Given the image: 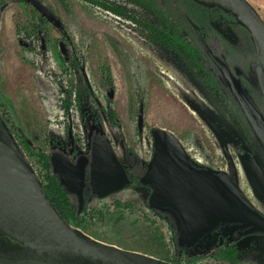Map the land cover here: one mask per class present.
Returning a JSON list of instances; mask_svg holds the SVG:
<instances>
[{
  "label": "rangeland",
  "instance_id": "rangeland-1",
  "mask_svg": "<svg viewBox=\"0 0 264 264\" xmlns=\"http://www.w3.org/2000/svg\"><path fill=\"white\" fill-rule=\"evenodd\" d=\"M40 1L58 14L63 29L29 0L0 2V119L44 187L54 175L46 163L52 154L74 147L82 153L99 140L110 141L135 177L116 194L90 197V214L78 228L99 241L171 263L177 244L211 250L217 241L236 240L234 257L223 260L208 252L194 264H264V234L251 226L220 224L191 243L173 210L151 205L154 136L167 131L194 169L227 175L264 215V150L239 108L220 88L214 90L191 60L156 40L144 23L161 21L139 1ZM248 1L264 20V0ZM103 3L123 5L128 14ZM213 23L232 47L229 66L217 64H225L264 112L252 75L259 60L251 35L225 17ZM210 44L219 54L215 42ZM7 243L17 241L0 232V245Z\"/></svg>",
  "mask_w": 264,
  "mask_h": 264
},
{
  "label": "water",
  "instance_id": "water-1",
  "mask_svg": "<svg viewBox=\"0 0 264 264\" xmlns=\"http://www.w3.org/2000/svg\"><path fill=\"white\" fill-rule=\"evenodd\" d=\"M193 1L231 13L250 33L259 60L255 78L264 98V20L257 9L248 0ZM29 2L49 22L64 28L52 8L40 0ZM41 43L44 47L43 40ZM218 66L264 150V116L233 81L225 64L219 61ZM154 140V163L148 175L154 187L151 205L176 211L191 243L220 223L244 224L264 233V215L227 175L194 169L185 149L170 132H157ZM51 164L61 184L79 197L81 205L89 165L91 191L100 198L122 190L127 182L125 167L109 140L95 142L91 157L82 155L76 164L62 153L52 154ZM0 232L17 241L0 245V264H175L99 241L70 224L49 199L1 119Z\"/></svg>",
  "mask_w": 264,
  "mask_h": 264
},
{
  "label": "trees",
  "instance_id": "trees-1",
  "mask_svg": "<svg viewBox=\"0 0 264 264\" xmlns=\"http://www.w3.org/2000/svg\"><path fill=\"white\" fill-rule=\"evenodd\" d=\"M142 7L149 11L156 13L160 19L159 25L156 22L145 20V27L149 28L153 34L156 35L157 41L167 46L170 49H174L183 54L194 64V67L202 70L207 74L208 82L211 87L215 89H221L227 98L230 99V104H235L242 114V119L249 125L254 134V131L245 117V114L240 107L236 97L234 96L231 88L228 85L223 73L221 72L217 61L220 60L229 66L227 61V55L232 51L230 44L224 40L214 27L213 21L218 17L227 18L237 28L244 30L250 37L249 32L238 24L237 19L231 13H227L219 8H207L193 0H137ZM105 8L112 10L117 14H124L128 10L123 5H107L103 3ZM126 10V11H125ZM125 11V12H124ZM136 12V10H134ZM145 16L143 15V18ZM43 19V17L41 16ZM146 18V17H145ZM210 41L215 42V46L218 48L219 54L216 53L215 47H212ZM220 42L222 44H220ZM253 43V42H252ZM253 51L257 60V53L253 44ZM250 68V67H249ZM234 79L236 75L233 73ZM253 78L255 77V71L252 72ZM254 85L256 86L257 96L260 102L264 105V99L260 93L256 79L254 78ZM237 82V80H236ZM238 83V82H237ZM85 91L88 89L85 87ZM223 94V95H224ZM251 99V98H249ZM252 100V99H251ZM253 105L264 116V112L253 102ZM255 135V134H254ZM256 136V135H255ZM257 138V137H256ZM259 141V140H258ZM47 166L53 170V166L48 159L46 161ZM131 178L132 175L130 176ZM45 189L49 196V199L53 205L57 208L60 214L74 226L80 227L84 218L89 215L88 201L90 197H98L92 193L91 189L84 194V202L81 205L79 197L76 194L69 192L65 186L60 182L59 176L54 172V175L50 178V181L45 185ZM160 210V208H158ZM158 209H154L155 212L161 213ZM173 210L172 208H168ZM164 209V210H168ZM162 210V209H161ZM173 213L178 216L176 211ZM179 218V216H178ZM180 219V218H179ZM224 224V223H220ZM218 224V225H220ZM217 225V226H218ZM264 234L262 232H258ZM177 252L175 253V264H194L198 261V258H203L206 253H210V256L218 259H230L238 253V247L236 240L229 241L223 240L222 242H215L211 250L201 249L199 250L196 244H177Z\"/></svg>",
  "mask_w": 264,
  "mask_h": 264
},
{
  "label": "flooded vegetation",
  "instance_id": "flooded-vegetation-1",
  "mask_svg": "<svg viewBox=\"0 0 264 264\" xmlns=\"http://www.w3.org/2000/svg\"><path fill=\"white\" fill-rule=\"evenodd\" d=\"M1 2V1H0ZM30 3V2H29ZM31 4V3H30ZM107 140H99V141H97V143H99V144H104L105 142H106ZM92 147H93V145H91V146H88L87 147V150L85 151V152H82L81 153V151H79V149H77V148H70L69 149V152L68 153H66L65 155L67 156V157H69V159L73 162V163H77V160H78V158L80 157V156H82V155H85V156H88L89 158L91 157V153H92ZM114 149V148H113ZM115 151V150H114ZM120 159V158H119ZM121 160V159H120ZM121 162L123 163V165H124V167H125V170H126V174H127V182H126V185H125V187L127 186V184H128V182H129V176H131L130 174V172H129V169H128V166H127V164H126V161L124 162L123 160H121ZM90 173H91V168H90V165L87 167V170H86V180H85V186H84V194L86 193V192H88V190L89 189H91V187H90ZM125 187L122 189V190H124L125 189ZM122 190H120V191H122ZM119 192V191H118ZM93 193V192H92ZM117 192H115V193H113V194H116ZM113 194H110V195H107L106 197H108V196H111V195H113ZM97 196V195H96ZM103 198H105V197H103Z\"/></svg>",
  "mask_w": 264,
  "mask_h": 264
}]
</instances>
